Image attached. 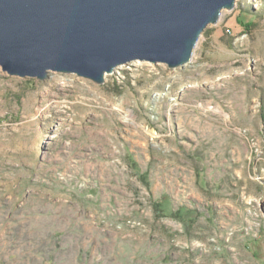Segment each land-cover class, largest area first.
Instances as JSON below:
<instances>
[{
  "label": "rangeland",
  "instance_id": "1",
  "mask_svg": "<svg viewBox=\"0 0 264 264\" xmlns=\"http://www.w3.org/2000/svg\"><path fill=\"white\" fill-rule=\"evenodd\" d=\"M0 264H264V0L176 69L0 67Z\"/></svg>",
  "mask_w": 264,
  "mask_h": 264
},
{
  "label": "water",
  "instance_id": "2",
  "mask_svg": "<svg viewBox=\"0 0 264 264\" xmlns=\"http://www.w3.org/2000/svg\"><path fill=\"white\" fill-rule=\"evenodd\" d=\"M236 2L0 0V67L20 78L73 74L97 85L131 62L176 69Z\"/></svg>",
  "mask_w": 264,
  "mask_h": 264
},
{
  "label": "bare ground",
  "instance_id": "3",
  "mask_svg": "<svg viewBox=\"0 0 264 264\" xmlns=\"http://www.w3.org/2000/svg\"><path fill=\"white\" fill-rule=\"evenodd\" d=\"M221 18H222V16H221Z\"/></svg>",
  "mask_w": 264,
  "mask_h": 264
}]
</instances>
